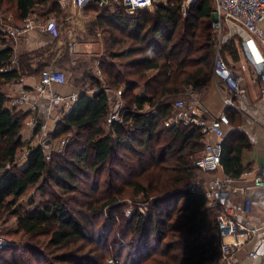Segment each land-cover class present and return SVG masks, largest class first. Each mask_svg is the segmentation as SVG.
Listing matches in <instances>:
<instances>
[{"label": "trees", "instance_id": "obj_1", "mask_svg": "<svg viewBox=\"0 0 264 264\" xmlns=\"http://www.w3.org/2000/svg\"><path fill=\"white\" fill-rule=\"evenodd\" d=\"M2 1L4 11L17 24L33 14L45 22L63 13L52 0H4L7 6ZM184 1L167 0L151 13L139 11L133 15L114 7L86 8L102 12L88 24L89 36L100 29L106 42L119 50L106 51L97 62L102 78L92 74L94 60L71 68L72 84L83 88L87 82L86 90L91 94L83 89L74 106L48 133L49 140H59L71 130L87 134L83 145L62 152L66 155L60 156L61 161L54 162L52 157L46 160L43 148L36 146L27 148V165L16 166L19 151L25 147L22 131L29 114L12 109L10 99L0 91V169L5 170L0 175V212L9 209L24 235L48 239L43 247L48 260L38 261L41 251L27 245L29 264H103L102 260L111 255L109 247L117 243L112 238L116 235L135 242L133 255L128 258L131 264H211L218 259L215 220L205 208L204 196L187 188L200 174L193 164L204 150V135L196 126L164 127L174 113L176 97L186 88L205 90L212 83L213 1L197 0L183 17ZM228 54H233L234 63L238 61L235 53ZM13 57L12 46L0 26V69ZM70 61L65 50L56 66L64 69ZM21 75L17 70L0 72V85ZM103 77L108 86L101 83ZM106 88L120 92L124 101L121 122H112L107 130ZM225 112L230 130L224 141L222 172L239 178L251 169L242 164L243 153L250 145L244 135L232 130L239 120L237 113ZM103 174L106 178L102 185L93 181ZM82 177H88L90 183L85 184L88 188L83 194L79 190ZM46 187L51 188L50 196ZM32 190L41 199L29 200L26 208L18 206ZM73 194L84 197L82 202L74 198L76 213L68 207ZM125 200L135 204L129 216L122 210ZM139 202L145 204L144 208ZM100 213L105 217L102 226H113L108 233L93 231L99 223L89 230L93 220L101 218ZM79 242L99 246L101 252L97 258L86 256L82 245L75 248L74 258L55 254ZM121 252L114 248L116 255Z\"/></svg>", "mask_w": 264, "mask_h": 264}, {"label": "built area", "instance_id": "obj_2", "mask_svg": "<svg viewBox=\"0 0 264 264\" xmlns=\"http://www.w3.org/2000/svg\"><path fill=\"white\" fill-rule=\"evenodd\" d=\"M67 2V0H65ZM197 0H185L181 4V12L186 16L191 6ZM214 5L213 21V49L212 83L219 93L224 111L211 119L204 118L205 110L197 98V92L191 87L184 92L189 93V103L182 99L174 102V113L164 122V127L196 126L204 135V150L194 162L193 167L202 175L203 179L192 181L187 188L191 192L200 193L206 200L205 208L216 223V234L219 239V257L211 264H239V254L246 246L253 244L252 249L246 251V258L254 261L264 257V218L258 223L252 221V202L247 199L253 191L264 195V164L251 168L242 173L239 178L224 175L221 166L226 130L230 129V121L225 111H238V103L247 97V89L242 80L235 75L228 62L221 54L219 36L224 24L230 23L241 28L246 38L241 46L246 59L251 63L258 85L259 98L264 102V0H212ZM63 4L64 0H62ZM154 0H71V5L82 11L92 5L99 8L114 7L127 15L139 11H149ZM3 33L10 42L30 30L56 37L58 27L53 21H38L27 18L21 25H14L7 13H0ZM72 50V48L70 49ZM16 60L12 58L0 72H12ZM18 86L11 108L26 111L29 114L37 110V104L44 101L48 114L52 111L70 110L76 103L82 89L71 90L61 94L54 90L55 86H65L66 75L53 68L41 70L38 82L31 89L25 86V77L11 81ZM116 105L121 110V93L116 94ZM25 112V113H26ZM239 112V111H238ZM108 124L121 122L116 115L107 119ZM24 126L28 130L39 128L29 115ZM55 128L56 122L53 125ZM41 131H47L41 126ZM49 132V131H47ZM46 160L50 157L46 155ZM4 242L0 240V246ZM112 263V262H110Z\"/></svg>", "mask_w": 264, "mask_h": 264}, {"label": "rangeland", "instance_id": "obj_3", "mask_svg": "<svg viewBox=\"0 0 264 264\" xmlns=\"http://www.w3.org/2000/svg\"><path fill=\"white\" fill-rule=\"evenodd\" d=\"M3 3H6V6L8 5V2H4V0L2 1ZM71 2V1H70ZM167 2V0H154V3L152 5V8L148 11V12H153L156 6L159 5H165ZM2 4V3H1ZM0 4V13H7L6 11H4L3 8V4ZM66 7L65 8H61L62 10V14L61 15H56V17H59L58 19L53 18L54 21L58 20V22L60 21V23H64V26H66L65 24V19L70 15V7H71V3H68V1L66 2ZM11 20L13 21V17L7 13ZM60 14V13H59ZM65 14V15H64ZM102 12H95L93 10H89L86 9L84 10V12H81L80 14L78 13V11H75V17H81L82 19H90V20H94L97 18V16L101 15ZM104 14V12H103ZM81 15V16H79ZM183 16V15H182ZM185 17V16H183ZM213 21V18H212ZM90 22V21H89ZM212 24V22H211ZM0 26L1 29H3V25L0 22ZM263 28H264V23L262 24ZM88 29V28H87ZM212 29V27H211ZM211 32L214 34L213 29L211 30ZM63 34V33H62ZM99 34V35H98ZM106 35L101 33L100 29H97V33H95L92 36V40H94L95 42H98V45L95 49V54L94 56H88L85 61V63L88 60H94V64H91V66L93 65L92 68V74H95L97 77L102 78L101 74L99 72V70L97 69V62L100 61L102 57V55L107 54L108 51L112 50V51H117L119 49H117V46H114V44H109L106 42ZM246 38V34L245 32L239 28L238 26L232 25L230 23L224 24L220 36H219V44L221 46V54L224 56V59L228 62L230 67H233L235 70H240L245 76L246 74L252 75V71H253V67L251 65V63L246 59L245 54L243 52L241 43L242 41ZM49 48H52V45L48 46ZM226 48H229L232 53H235L238 56V61L236 63H234L232 61V55L233 54H228V50ZM107 51V52H106ZM73 57L71 58L72 61ZM66 65L64 69H58V68H53L59 71H62L65 75L66 78L68 80V82H71V84L73 83V79L74 76L71 73V68L74 67V65L71 63ZM101 83L104 86H108V84L105 81V77H103V79H101ZM74 85V84H72ZM82 85V84H81ZM212 85V84H211ZM210 85V86H211ZM88 86V83L85 82L83 84V88L86 92H88V94H91V91L86 90ZM209 86V87H210ZM81 88V87H78ZM108 97H109V116L108 119L112 116H116L120 114V105L117 106L115 100H117L116 94L118 92H114L108 88L105 89ZM141 90H137L136 93H139ZM197 92V98L203 100V97L207 91V89H197L195 90ZM7 96V95H6ZM189 93L184 92L176 97V101L178 99H182L184 101H186L187 103H189L190 97ZM199 99V100H200ZM11 100V99H10ZM175 102V101H174ZM10 104V102H9ZM121 106H123L124 101H122L121 99ZM46 109V108H45ZM122 109V108H121ZM62 111V110H61ZM64 111L63 113L68 112ZM57 113L59 111H56ZM42 116L40 115H35L32 114L31 118L34 120V122L36 124H38L39 129H38V133L36 135H34V131L33 130H27L24 126V130L22 131V141L25 144V147H22L21 150L19 151V154L17 156V162H16V166L18 168H22V165H24V163L27 160V148L28 147H36V146H40L43 148L44 152L46 155H48L50 158L52 157V159L54 160V162L56 161H61V157L60 156H64L66 154H62V152H64V150H68V153L71 152V150H76L78 148V146L83 145L87 131H82L79 132L76 130H71V132L68 135H65L64 137H62L59 140H52L50 141V137L48 135L50 128L54 127V123L56 121V124L58 122V120H60L61 116L58 114V116L53 120H49L48 122H44L43 118H41ZM53 121V122H52ZM108 121L106 122L105 128L107 130L108 128ZM41 126H44L45 129H47V131H41ZM67 153V154H68ZM63 158V157H62ZM50 162V161H48ZM6 170H9V168L7 167ZM5 170H1L0 169V175L4 172ZM197 179H203L205 178V175L199 174L197 175ZM95 178V177H94ZM93 178V181L98 180V182L102 185L103 184V180H105L106 175H100L99 177ZM89 183V178L88 177H82V179L80 180V192H86V188L85 184ZM47 188V194L49 193L48 196H50L52 194V192L50 191V187H46ZM111 192V190H110ZM82 194L78 195H74L71 197V202L68 203V207L71 206V210L74 212L75 206H74V198L75 201H79L82 202L84 200V197L82 196ZM41 198L32 190L30 191V193L26 196V197H22L18 203V206L22 207V208H26L29 204V200H36V202H38ZM45 199V198H43ZM70 204V205H69ZM123 207L122 210L124 212V214L126 216H129L131 211L134 210V206L135 204L132 203L131 201H127L125 200L123 203ZM139 206H141V208H144L143 206L145 204H143L142 202L138 203ZM9 209H6L5 211L2 210V212H0V240H2L4 243L0 246L2 249H0V264H29V260L27 258V253H26V248L27 245H34L37 246V249H39L41 251V257L40 259H38V261H42V260H48L49 259V254L47 253V251L43 250L45 247V244L47 243L48 239L47 237L44 236H38V237H29L24 235L20 229L17 227L15 220L10 216L9 214ZM76 213V211H75ZM104 213H100V217L99 219H94L93 220V224H91V226L89 227V230L92 231V226L99 223V225H97V227L93 230L95 233L98 232H102V233H108L109 230H111L113 228V226H107V227H103L102 224L104 222ZM120 223V222H119ZM116 238L113 240L117 241L115 247H112L113 245H111L109 247L112 248L111 250V255L108 257H106L103 261V264H131V262L129 261V255H133L134 252V245L135 242L131 241L129 238L126 240H122L121 237L119 236H115ZM84 243H77L75 245V247L73 248L72 246L69 247L68 249H63L61 251L55 252V254H63L67 259L70 258H74V250L75 248H79L80 246H82ZM85 248L83 249L84 253L86 254V256L92 257V258H97V255L99 254V252H101V249L99 248V246H90V245H83ZM41 247V248H39ZM114 248L120 249L121 255H116V253L114 252ZM96 249H100L99 251H96ZM95 250V251H93ZM45 251V252H44ZM116 251V250H115ZM128 254V255H127ZM112 262V263H110ZM33 264H35V261H33ZM53 264V263H52ZM62 264H73V262H69V263H62Z\"/></svg>", "mask_w": 264, "mask_h": 264}, {"label": "crops", "instance_id": "obj_4", "mask_svg": "<svg viewBox=\"0 0 264 264\" xmlns=\"http://www.w3.org/2000/svg\"><path fill=\"white\" fill-rule=\"evenodd\" d=\"M57 3L62 9L68 4H63L62 0H52ZM71 3V0H67ZM64 2H66L64 0ZM85 10V9H84ZM82 11L76 10L75 7L71 5L70 15L65 19V24L60 23V21H54L49 19L48 21H53L58 27V34L53 37L49 34L39 32L37 29L30 30L22 36L18 37L15 41L10 40V45L13 49L14 59L16 60L15 69L21 75L20 77H25V86L31 89L38 82V77L40 71L45 68H57L56 62L59 60L63 51L67 50L70 58L73 57L71 63L76 66L77 63L85 62L88 56H94L95 49L98 42L92 40L89 36L88 24L95 22L90 19H82L81 17H75V11L80 14ZM81 16V15H79ZM28 18H35L40 21L38 17L33 14ZM90 21V22H89ZM14 25L17 24L12 21ZM63 33V34H62ZM99 35V34H98ZM52 45V48L48 46ZM72 48V50H70ZM25 55V56H24ZM24 56V58H21ZM26 61V62H24ZM235 75L239 77L244 83L247 89V97L239 102L238 111L235 112L239 116L237 125L232 126V130L237 133L244 135L250 145V149L245 151L242 156V164L247 168H255L259 165L264 164V102L259 98L258 85L255 82V73L252 71V75L243 74L240 70H235L231 67ZM208 87L203 100L200 99L203 109L205 110L204 118L211 119L216 117L224 111L221 97L214 87V83ZM82 89L71 82H68L65 86H55L54 90L61 94L70 93L71 90ZM18 86L12 82L2 83L0 85V91L7 95L10 100V107L12 99L15 97ZM83 93V89L82 92ZM80 93V94H81ZM79 94V95H80ZM46 105L44 101L37 104V110L34 113L42 116L44 122L49 120H54L58 114L62 116V112L58 113L54 110L48 114L45 109ZM28 115V116H29ZM53 122V121H52ZM56 122V121H55ZM54 128H50L49 133L53 132ZM230 129L226 130L228 133ZM27 165V160L22 165V168ZM252 202V221L258 223L264 218V195L259 191H253L249 194L248 198ZM253 244L246 246L244 251L239 254V264H264V257L257 260L251 261L246 258V251L252 249Z\"/></svg>", "mask_w": 264, "mask_h": 264}]
</instances>
